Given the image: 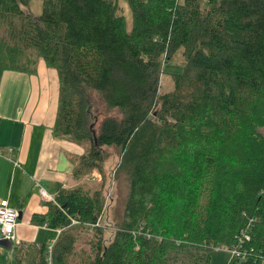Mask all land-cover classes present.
<instances>
[{"label":"trees","instance_id":"16d2710c","mask_svg":"<svg viewBox=\"0 0 264 264\" xmlns=\"http://www.w3.org/2000/svg\"><path fill=\"white\" fill-rule=\"evenodd\" d=\"M0 0V74L56 68L55 132L88 145L73 169L103 173L106 147L126 191L107 241L99 188L60 187L52 264H264V0ZM182 49L184 70L164 64ZM117 111L91 126V92ZM1 125V117H0ZM87 147V146H86ZM87 254L78 257L80 228ZM245 235H249L247 239Z\"/></svg>","mask_w":264,"mask_h":264},{"label":"crops","instance_id":"0c3cea01","mask_svg":"<svg viewBox=\"0 0 264 264\" xmlns=\"http://www.w3.org/2000/svg\"><path fill=\"white\" fill-rule=\"evenodd\" d=\"M59 96V73L43 59L33 73L0 74V200L21 214L18 241L0 236V264H48L50 206L60 187L80 185L73 169L86 150L55 132Z\"/></svg>","mask_w":264,"mask_h":264},{"label":"rangeland","instance_id":"374dc122","mask_svg":"<svg viewBox=\"0 0 264 264\" xmlns=\"http://www.w3.org/2000/svg\"><path fill=\"white\" fill-rule=\"evenodd\" d=\"M123 14L126 17L127 28L131 29L132 25V10L127 2V0H121L120 2ZM29 7L33 14L40 15L43 9V0H29ZM165 72L162 75V88L161 91H169L173 88V79L170 73H182L184 70V57L183 50H178L171 59H168L164 64ZM91 98V113L90 122L91 126L98 129L102 120L109 115H116L117 111L106 106L101 96L96 92L90 93ZM87 146V147H86ZM87 151L88 145L84 146ZM85 151V153H86ZM105 151V161L102 164L103 173L99 174L97 169L89 170L86 174L80 177H76L80 180V185L85 189H95L99 188L103 182L106 184L104 190L105 198V210L102 212V217L98 220V225L101 226L104 231V235L107 241H109L114 233L115 224L118 221V205L121 195L126 191L125 185L118 186L114 179V169L119 158V151L115 147H106ZM81 240L78 246V257L75 261L78 262L79 259L87 254L89 249L86 238H90L93 234L94 229L88 227H81L80 229ZM232 258V253L228 248H217L214 252L211 264H227Z\"/></svg>","mask_w":264,"mask_h":264},{"label":"built area","instance_id":"2783aa9c","mask_svg":"<svg viewBox=\"0 0 264 264\" xmlns=\"http://www.w3.org/2000/svg\"><path fill=\"white\" fill-rule=\"evenodd\" d=\"M0 154H2L0 150ZM41 194L47 196L46 190L41 187ZM19 225V210L10 205L9 200H0V236L6 238L12 242L18 241L19 237L16 233V228ZM63 227H57V237L52 241L47 253L48 264H52V252L58 237L63 232ZM247 239L250 238L249 235H245ZM232 255L241 256L240 251L237 248L230 250Z\"/></svg>","mask_w":264,"mask_h":264},{"label":"water","instance_id":"95a60500","mask_svg":"<svg viewBox=\"0 0 264 264\" xmlns=\"http://www.w3.org/2000/svg\"><path fill=\"white\" fill-rule=\"evenodd\" d=\"M21 214L19 213V216H20Z\"/></svg>","mask_w":264,"mask_h":264}]
</instances>
